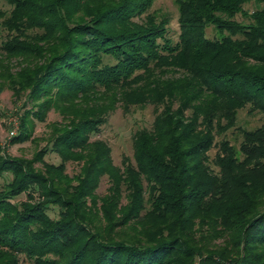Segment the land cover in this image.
<instances>
[{
    "label": "trees",
    "instance_id": "16d2710c",
    "mask_svg": "<svg viewBox=\"0 0 264 264\" xmlns=\"http://www.w3.org/2000/svg\"><path fill=\"white\" fill-rule=\"evenodd\" d=\"M153 1L6 0L2 84L32 103L21 123L51 107L70 119L52 151L86 146L147 71L172 65L181 76L140 85L139 101L160 110L134 132L125 187L116 178L102 202L115 210L124 192L120 220L94 223L31 164L0 154V177L11 175L0 190V264H264V119L237 126L246 106L264 116V0H174V44L168 20L149 13ZM208 27L218 36L207 37ZM230 129L240 139L215 142ZM101 154L92 165L110 168ZM29 190L32 201H14Z\"/></svg>",
    "mask_w": 264,
    "mask_h": 264
},
{
    "label": "rangeland",
    "instance_id": "374dc122",
    "mask_svg": "<svg viewBox=\"0 0 264 264\" xmlns=\"http://www.w3.org/2000/svg\"><path fill=\"white\" fill-rule=\"evenodd\" d=\"M245 8L251 11L255 8V4L249 2ZM11 9L12 7L6 0H0V44L7 33L2 22ZM149 13L157 18H166L168 20L167 36L173 44L179 41L178 11L174 0H154ZM143 18L135 16L131 18V21L140 25ZM238 19L241 20L242 17L239 16ZM206 36L216 37L218 33L212 27H208ZM7 63L12 71L17 67V59L14 57ZM163 68L167 72L163 73L156 69V74L153 75V73L149 74L151 71H147L124 88L122 100L118 99L115 110L110 112L99 131L90 136L86 146L71 149L60 147V153L50 150L51 143L57 134L72 125H69L70 119L51 107L45 112L43 120L29 114L27 122L21 123L26 111L31 112L32 103L25 101V93L20 96L15 95L11 89L2 84L0 77V84L5 85L0 88V154L31 164L34 170L47 179V183L55 187L61 198L75 199L77 209L86 211L87 216H94L96 218L94 223H105L106 216L114 217V221L120 220L123 213L120 209L127 202L124 192H121L118 208L115 210L112 209L110 203L103 204L102 202L103 200L109 201V189L115 184L116 178L120 189L122 186L125 187L123 176L126 164L135 168L134 132L142 127H151L155 115L160 110L154 102L146 100L143 104L139 101L140 85L144 84L149 76V82H155L158 78L161 80L178 79L181 76L175 66L165 65ZM41 102L40 99L35 103ZM263 119L264 116L261 113H250L248 106L237 111V126L241 128L254 129L263 122ZM20 134L22 135L19 140L15 141L14 138ZM223 137L230 139L232 143L240 139L238 129H230L224 134L215 135V142L217 143ZM101 152L106 158L108 157L110 168L98 167L97 164L92 165L95 155L98 156L97 159L103 157ZM208 153L210 158H213L216 147ZM10 179V173H4L0 177V190ZM41 192H34L36 193L34 197L40 198L38 193L41 194ZM30 194H32L31 190L18 194L14 201H32L28 199ZM41 196L44 197L43 194ZM59 209L64 211L63 207ZM50 215L57 216L56 207L54 212L50 210ZM20 264L31 263L20 257Z\"/></svg>",
    "mask_w": 264,
    "mask_h": 264
}]
</instances>
